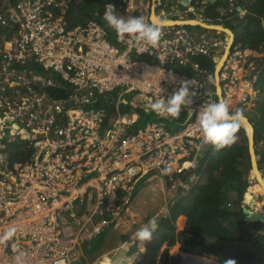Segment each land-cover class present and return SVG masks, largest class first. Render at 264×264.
<instances>
[{"label":"built area","instance_id":"obj_1","mask_svg":"<svg viewBox=\"0 0 264 264\" xmlns=\"http://www.w3.org/2000/svg\"><path fill=\"white\" fill-rule=\"evenodd\" d=\"M67 1L15 0L0 10L10 32L0 42V264H72L81 241L129 210L142 172L159 168L171 181L196 183L209 149H197L194 128L205 101L243 112L256 99L263 51L174 23L160 24L159 47L144 52L108 28L105 5L151 22L152 14L167 17L168 3L107 0L95 18L71 25ZM200 55L211 57L212 72L195 61ZM181 81H193L196 96L179 118L155 114L132 129L150 115L135 98L151 105L161 89L167 100Z\"/></svg>","mask_w":264,"mask_h":264},{"label":"trees","instance_id":"obj_2","mask_svg":"<svg viewBox=\"0 0 264 264\" xmlns=\"http://www.w3.org/2000/svg\"><path fill=\"white\" fill-rule=\"evenodd\" d=\"M15 0H0V10ZM107 0H68L65 19L71 25L95 18ZM218 1L212 4L213 13ZM242 22L235 26L234 42L241 47L264 52V0H246ZM235 5L229 15L235 16ZM10 32L0 27V42ZM1 46V44H0ZM201 68L213 71L210 56H196ZM258 88L250 114H244L253 126L255 152L259 162H264V62L258 71ZM111 94L107 95L110 97ZM137 100V101H136ZM139 99L133 102L138 104ZM109 107L107 111L109 112ZM150 117V115H147ZM202 164L195 171L204 176L201 183H192L183 195L169 205L166 216L157 219L159 227L151 242L145 244L141 260L136 264H168V248L179 244L182 252L213 256L218 264L234 261L235 264H264V227L261 221H249L241 206L243 194L249 185L251 169L247 137L242 127L237 142L228 149L214 153L206 151ZM253 171V170H252ZM204 174V175H203ZM231 191L235 198L227 196ZM186 199V200H185ZM179 215L185 216L182 229L176 231L174 222ZM166 248L159 252L162 243ZM136 249V246L133 247Z\"/></svg>","mask_w":264,"mask_h":264},{"label":"clouds","instance_id":"obj_3","mask_svg":"<svg viewBox=\"0 0 264 264\" xmlns=\"http://www.w3.org/2000/svg\"><path fill=\"white\" fill-rule=\"evenodd\" d=\"M103 20L119 39L133 42L141 48V51L156 49L161 43L163 33L160 24L155 21L150 22L144 16L118 15L115 6L109 3L105 5ZM193 84V81H181L178 90L167 100L162 97L160 89V95L151 103L150 110L161 117L179 118L182 109L189 108L194 102L196 93L190 91L196 88ZM246 122L244 113L239 109L232 112L227 101H205L198 111L194 124L199 136L197 149L204 151L211 148L214 153H219L231 148L237 142L238 133ZM247 203L249 204V201ZM158 227L157 218L153 217L134 233V238L143 246L151 242ZM14 232L15 229H9L6 236L11 238ZM226 264H235V262L226 261Z\"/></svg>","mask_w":264,"mask_h":264},{"label":"crops","instance_id":"obj_4","mask_svg":"<svg viewBox=\"0 0 264 264\" xmlns=\"http://www.w3.org/2000/svg\"><path fill=\"white\" fill-rule=\"evenodd\" d=\"M187 1L190 3L189 6H192V7L197 6L196 10L198 11V13L205 12L204 7L200 5L203 2L204 3L207 2V0H187ZM216 1L218 0H215V2ZM161 2L162 4L168 3V6H169L168 8H170L171 12L168 13L169 16L167 17L172 19L170 21L176 22L175 24H179L177 22H180L181 20H187V21L191 20V21H197L198 23L195 25L198 27H202V28H205V26L209 24L215 25L211 27H214V28L220 27V29L219 30L217 29V31L220 32V35L225 36V38H228L229 40L230 38L234 39V30H232L230 26H228L227 24H224L223 22L229 21L230 24L233 25L236 22V20H238V18L242 22V17L245 13V10L243 8L242 11H239V12L237 11V14H235V16L233 17L229 15V13L233 9L234 4H236L234 0H219L218 2H221V5L217 4L219 6H216V7L223 8L224 3L226 2L225 4H227V8H223V9L219 8L221 10L219 12L220 16L215 17L217 19V22H207L203 19V17H200V15L198 17H185L183 14H181V9L179 7L180 6L186 7V5L184 6L183 4L180 3L181 0H175V1L161 0ZM213 3H210V4H213ZM189 11L194 12L195 10L193 9V11L192 10H189ZM153 15L154 14H152V16ZM168 18L167 19L165 18V19L169 20ZM183 24H187L189 26L192 25L190 23H183ZM227 29H229L230 31ZM234 44L239 45L235 42ZM144 174H146L144 176L145 179L147 178L144 182L143 181L139 182L141 177L137 179V190L132 200L131 207L129 208V210L122 212L119 215L118 219L115 220L112 225L106 228V229L109 228V230L105 234L104 241L102 242V244L92 249L89 253H86L79 246V258L76 261L72 262V264L76 262H79V264H134V262L132 263L130 262V260L128 259L125 260V259H122L121 257L122 255H124V250L122 248L123 243H124L123 240H125L124 238H134V233L147 223L146 220L148 218L152 219L153 217L157 218L160 216H166L169 211V205L173 202L172 200L176 198V195L181 196L186 193L184 191H186L187 189L185 188L184 185L187 186V184H190V185L192 184L188 180H186L184 183V181H182L179 177H176V178L173 177L174 178L173 181L168 182L166 178L164 179L163 177L159 176L155 172H150V171H147L146 173L142 172L141 175H144ZM170 183L171 185H169ZM139 184L140 186L142 184V187H140ZM149 190H154L153 193L155 192V190L160 192L161 194L160 196L162 200V203L160 205L154 206L155 202L152 204V198L145 195L146 192H148ZM154 195L155 193L153 194V196ZM149 204H152V205L146 209L143 207L144 205H149ZM153 206L156 207V209L154 210L153 213H149L150 209ZM161 211L164 212V214H161ZM184 223H185V216L179 215L174 222L175 230L178 231L182 229L184 226Z\"/></svg>","mask_w":264,"mask_h":264},{"label":"rangeland","instance_id":"obj_5","mask_svg":"<svg viewBox=\"0 0 264 264\" xmlns=\"http://www.w3.org/2000/svg\"><path fill=\"white\" fill-rule=\"evenodd\" d=\"M172 1H175V0H172ZM179 8L181 9V14H183L185 17H198L200 15V17H203V19L205 21H207V22H217V19L215 17H219L220 16V15L215 16L216 13L215 14L213 13L212 4H210L208 10L207 11L205 10L204 13H198V11L196 9H195L194 12H190V11L186 10V8H184L182 6H180ZM166 11H167V13L171 12L170 8H167ZM116 12H117L118 15H122V16H125V17L132 16V15L136 16V13L135 14L134 13L126 14L122 9H117ZM167 16H169V14H167ZM196 20H198V19H196ZM168 21H170V20H168ZM181 21H184V20H181ZM239 21H240V19L238 18L237 22H239ZM171 22H172V24L175 23L173 21H171ZM223 23L227 24L228 26H230L231 29L234 30L237 33L238 29L235 26L231 25L229 21H224ZM179 24H181V23H179ZM110 94L114 97V96H116L117 91L116 92H112ZM124 96L130 102L132 101L130 93H126V94H124ZM136 99H140V97L138 96ZM126 111H128V112H137L139 114L138 110L135 107H132V106H127ZM243 112H244V114H247V115L250 114V111H243ZM154 117H155L154 113H150V117H147V116L141 114L140 120L137 122V124L132 126V129L141 127L147 121H152V119H154ZM164 123H165L166 126H168V128L170 130L178 129V125L175 122L164 121ZM254 151H255V146H254ZM255 158H256V161L259 162V160H258L259 158H258V155L256 154V152H255ZM250 163H251V159H250ZM259 163H261V167L258 168V171H259L260 176H261V178L263 179V182H264V171H263L264 162H259ZM150 172L157 173L159 176L163 177L164 179L166 178V180L168 182L171 181V179L169 177H167L164 174V172L162 170H160L159 168H152L150 170ZM145 175L146 174L139 176V178L141 177L139 182H141V181L144 182L147 179V178L145 179V177H144ZM178 177H180V179L182 181H186L187 180L186 177L183 176V175H180ZM201 177H203V178H201ZM204 180H205L204 176L199 175V177L197 179L198 182L197 181L196 182L197 183H201ZM248 180H249V185L247 186V190L246 191H248V193H251L252 196H253V199H255L254 200L255 203H253V205L250 206V209L251 210H257V211H259L261 213H264V192L261 191L260 185L258 183V180L255 178L254 173L252 172V164H251V169L249 171ZM143 182H142V184H143ZM142 184H141V186L139 184V186L142 187ZM169 185H171V183ZM189 185L190 184H187V186L185 188L188 189ZM153 191L154 190H149L148 192H146L145 195L152 198V204L155 202L154 206H158V205H160L162 203L161 196H160L161 194H160L159 191L155 190V192H154L155 195L153 196V194H154ZM225 192H226L228 197H230V198L234 197L235 198L234 194L230 190L229 191H225ZM183 196H184V198H186V196H188V193H187V195H183ZM176 197H178V195H176ZM247 201H249V200H245L244 197L242 198V204L243 205L244 204L249 205L247 203ZM152 204L144 205L143 207L146 209L149 206H151ZM154 206L150 209L149 213H153L154 212V210L156 209V207H154ZM161 214H164V212L161 211ZM150 219L151 218H148L146 220V222H148ZM157 219H158V217H157ZM263 225H264V223H263ZM108 230H109V228L104 230V231H102L100 234L96 235L91 240L81 241L80 242L81 249H83L86 253H89L92 249L100 246L102 244V242L104 241V236L108 232ZM154 236H153V238H154ZM124 239L125 240H123L124 243H123V247H122L123 250H124V255H122L121 257H122V259H125V260L128 259V260H130V262H132V263L134 262V264H136L138 261L141 260V257H142L141 254L145 251V244L143 246H141L140 243L135 238H124ZM134 246H136V249H133ZM179 247L180 246H179L178 243H175L174 245L170 246L168 248V254L169 255L170 254H178L179 252H181ZM164 248H166V243L165 242L162 243L159 252H161ZM195 257H197V256H195ZM201 258L209 259V260H212L214 262L216 261L215 258L213 256H211V255L202 256ZM73 264H79V262H76V263H73Z\"/></svg>","mask_w":264,"mask_h":264},{"label":"water","instance_id":"obj_6","mask_svg":"<svg viewBox=\"0 0 264 264\" xmlns=\"http://www.w3.org/2000/svg\"><path fill=\"white\" fill-rule=\"evenodd\" d=\"M186 1L187 0H182V4L185 6L186 5ZM236 2H239L238 5L236 6V11H242L243 9V5H244V2L245 0H235ZM207 2L209 3H213L215 2V0H207ZM198 3V2H197ZM216 11L217 12H220L221 8L222 7H216ZM220 8V9H219ZM223 9V8H222ZM203 11V9H202ZM238 20H236V22L233 24V26H237L241 23V20L239 22H237ZM211 26H215V25H207L205 26V28H210V29H216L214 27H211ZM218 26V25H217ZM217 30V29H216ZM229 30V29H227ZM230 31V30H229ZM247 124L249 125V129H251V132L250 134L248 133V130L244 125H243V128L245 130V134H246V137H247V143H248V150H249V155H250V159H251V164H252V168H253V161H255V167L256 169L258 170L259 167H261V163L257 162L256 161V158H255V151H254V139H253V133H254V130H253V126L251 125V123L249 122V120L247 119ZM254 158V159H253ZM263 171H264V166H263ZM259 173V171H258ZM260 174V173H259ZM247 197H249L250 199L249 200V205L247 204H244L242 205V209H243V213L247 215V219L249 221H261L262 223H264L263 220L261 219H251V209H250V206L253 205L254 203V199L252 198V195L248 192H245L244 194V199L246 200ZM186 255H190V256H197V257H202V256H199V255H194V254H189V253H185V252H179L178 254H170L167 258L168 260V264H190L186 259H185V256Z\"/></svg>","mask_w":264,"mask_h":264},{"label":"bare ground","instance_id":"obj_7","mask_svg":"<svg viewBox=\"0 0 264 264\" xmlns=\"http://www.w3.org/2000/svg\"><path fill=\"white\" fill-rule=\"evenodd\" d=\"M152 16V15H151ZM156 18H155V17ZM168 17H166V19H167ZM151 19H152V21H155V22H158L159 24H163V25H169V24H172V22L171 21H168V20H166L165 18H159V17H157L155 14L151 17ZM169 20H171L170 18H168ZM176 23V22H175ZM177 23H181V24H183V23H190V24H193V25H195L196 23H198L197 21H187V20H184V21H181V22H177ZM174 24V23H173ZM216 29H220V27H215ZM226 39V41H229V39L228 38H225ZM216 59V58H215ZM216 62H217V64H216V69H218L219 68V60H217L216 59ZM190 72V71H189ZM137 105H140V106H146L147 108H148V112L149 113H153L151 110H150V105L149 104H146V103H143V101H142V98L140 97V99H139V101H138V104ZM244 126L247 128V129H249V125L247 124V122L244 124ZM250 132H251V129H249L248 130V133L250 134ZM254 159V158H253ZM255 161H253V168H252V172L254 173V176H255V178L258 180V183H259V185H260V189H261V191H263L264 192V182H263V179L261 178V176H260V174L258 173V170L256 169V167H255ZM252 198H253V196H252ZM248 199H250L249 197H247V199L246 200H248ZM255 200V199H254ZM254 203H255V201H254ZM250 213H251V219H261V220H263L264 221V213H261V212H259V211H257V210H251L250 211ZM202 256V255H201ZM185 259L190 263V264H218L216 261L214 262V261H212V260H209V259H205V258H201V257H195V256H190V255H186L185 256Z\"/></svg>","mask_w":264,"mask_h":264},{"label":"flooded vegetation","instance_id":"obj_8","mask_svg":"<svg viewBox=\"0 0 264 264\" xmlns=\"http://www.w3.org/2000/svg\"><path fill=\"white\" fill-rule=\"evenodd\" d=\"M219 1V0H218ZM246 1V0H245ZM224 2V1H223ZM234 2L236 3V4H234L235 5V7L238 5V3L239 2H236L235 0H234ZM201 3V2H200ZM226 3V2H225ZM224 3V7L223 8H227V4H225ZM218 4L219 5H221V2H218ZM240 4V3H239ZM198 5V4H197ZM219 5H217V6H219ZM200 6H203L204 7V9L207 11L208 10V8H209V6H210V3H207V2H203V3H201V5ZM244 6V5H243ZM193 9L195 10V9H197V6H194L193 7Z\"/></svg>","mask_w":264,"mask_h":264}]
</instances>
